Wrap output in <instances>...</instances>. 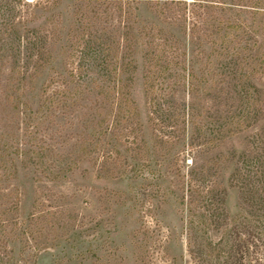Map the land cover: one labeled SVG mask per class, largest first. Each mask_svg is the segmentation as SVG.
Masks as SVG:
<instances>
[{
  "label": "trees",
  "instance_id": "trees-1",
  "mask_svg": "<svg viewBox=\"0 0 264 264\" xmlns=\"http://www.w3.org/2000/svg\"><path fill=\"white\" fill-rule=\"evenodd\" d=\"M18 1L0 0V70L15 62L10 77L17 71L15 80L27 81L53 68L63 48L65 74L58 89L53 77L43 86L40 110L66 124L80 108L74 162H92L105 177L131 174L146 240L136 242L137 263L143 253L154 264H264V0H147L148 20L140 0H72L65 21L52 13L64 0L25 2L33 6L25 16L16 14ZM139 58L150 139L132 94ZM229 188L241 194L234 214ZM14 193L0 190V264H35L43 218L54 220L48 241L72 226L77 206L56 194L42 208L39 196L21 218ZM169 204L182 222L179 236L159 218ZM176 240L185 253L170 257Z\"/></svg>",
  "mask_w": 264,
  "mask_h": 264
},
{
  "label": "rangeland",
  "instance_id": "rangeland-1",
  "mask_svg": "<svg viewBox=\"0 0 264 264\" xmlns=\"http://www.w3.org/2000/svg\"><path fill=\"white\" fill-rule=\"evenodd\" d=\"M35 1L14 2L16 14L27 15L33 6H28L25 2ZM71 2L72 0H64L52 13H61L63 20L70 19ZM139 2L140 18L152 19L148 1ZM62 49L56 51L57 58L53 68L35 72L36 77L28 78L27 81L23 82L22 76L15 80L16 75H19L17 71L15 77H10L12 69L18 66L14 65L15 62L5 64L0 70V190L8 192L11 189L14 194H19L21 218H25L35 209L33 206L39 196L47 200V204L42 205V208L54 205L56 194L67 196L65 202L69 207L72 204L77 206V211L72 214L75 218L72 226H65L59 229L60 231L57 229L56 235L51 236L49 233V243L44 236L48 234L46 228L50 227L54 220L43 218L34 251L37 253L35 264H106L113 262V256H122L123 264H154L156 259L150 256L144 258L143 253L139 263L136 261V242L144 245L146 240L142 233L137 231L143 217L135 213L133 208V189H137L131 174L105 177L99 175L92 162H74L76 156L73 154L82 137L80 126L84 117L80 108L77 115L78 108H75L70 114L71 120L66 124L63 123L65 119L55 115L53 118L49 112L40 110L39 100L43 86L53 77L54 86L58 89V84L62 82L60 74H65L67 56ZM140 60L139 58L132 94L140 109L145 135L150 139L149 106ZM24 65L26 67V64ZM29 68H32L31 64ZM177 98L183 102L182 94ZM186 100L185 96L184 102ZM206 102L211 103L209 100ZM72 120L77 124L75 129ZM42 144L45 146L43 152ZM67 165H72L73 169L67 168ZM240 205V192L229 188L228 210L234 214L239 211ZM162 211L163 215L159 218L163 227L169 228L174 235H181L182 222L176 207L173 204L165 205ZM73 227L75 229L69 232ZM44 242L50 245L42 249ZM20 248L18 245L16 251ZM182 253H185L184 241H172L168 246L170 257H180ZM156 257L160 260L159 255Z\"/></svg>",
  "mask_w": 264,
  "mask_h": 264
}]
</instances>
